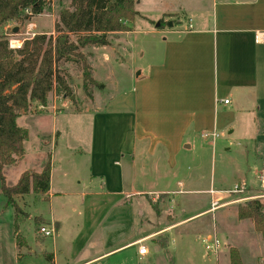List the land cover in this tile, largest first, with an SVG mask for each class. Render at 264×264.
Returning a JSON list of instances; mask_svg holds the SVG:
<instances>
[{"label": "crops", "instance_id": "obj_1", "mask_svg": "<svg viewBox=\"0 0 264 264\" xmlns=\"http://www.w3.org/2000/svg\"><path fill=\"white\" fill-rule=\"evenodd\" d=\"M197 6L201 9L192 14L190 22L179 19L165 32L159 60L151 62L146 72L132 76L129 94L117 100L121 107H116L120 111L114 116L115 131L110 133L105 126L102 132L107 146H94L95 134L90 140L93 147L81 151L90 166L88 178L77 181L80 191H55L50 155V191L31 198L47 206L32 217L40 219L41 226L54 228L56 234L48 245L49 237L41 235L37 240L38 231L30 228L35 244H28L24 237L22 246L14 234L12 263L128 264L126 253L145 258L149 248L140 255V246L147 242L167 246L169 234L199 215L235 207L236 221H247L239 220L237 207L250 200L246 198L261 194L262 188L247 179L252 168L246 156L254 152L253 165L262 164L264 170V158H260L264 156V0H210L206 6L202 2ZM59 100L66 101L50 93L44 109L56 110ZM34 106L41 105L34 101ZM241 112L250 113L254 127L252 134L242 131L236 143L245 159L236 172L241 183L235 186H245L246 191L207 190L214 197L219 195L211 197L210 207L171 222L164 206L173 208L178 193L197 192L188 188L193 176L187 178L184 172L181 177V172L190 165L199 171L204 150L216 145L218 137L205 139L203 134L219 136L227 129L234 136L236 129L243 130L237 124ZM11 169L15 168H8L6 175ZM214 201L218 207L212 211ZM75 213L78 221L72 220ZM213 235H219L215 226ZM160 237L168 239L164 245Z\"/></svg>", "mask_w": 264, "mask_h": 264}, {"label": "rangeland", "instance_id": "obj_2", "mask_svg": "<svg viewBox=\"0 0 264 264\" xmlns=\"http://www.w3.org/2000/svg\"><path fill=\"white\" fill-rule=\"evenodd\" d=\"M48 2L47 9L40 16L31 17L25 22H9L0 29V32L6 34L14 46H22L26 38H32L40 32L46 33L52 30L53 34V18L57 20L60 10L68 7L70 0H48ZM200 2L204 6L210 4V0H136L138 15L131 24V32L111 37V46L85 50L93 77L97 82V85L91 88L93 100H90L83 90L81 66L67 64L66 68L72 76L73 96L64 98L66 101L59 100L56 103V110L30 107L29 111L18 119V126L28 130L29 138L24 143L25 158L7 174L8 185L16 184L20 174L25 171L38 172L41 164L47 160L48 155H51L52 166L54 165L52 182L55 191L68 193L80 191L77 181L88 178V166H90V163H87L88 157L81 151L93 147L90 140L95 134L94 146L101 149L107 146L105 140H102V132L105 126L108 132L115 131L114 116L119 115L118 111H120L116 107H121L117 100L129 94L132 76L136 77L139 73L146 72L151 62L159 60L163 40L167 36L165 32L179 19L186 24L190 22L192 14L201 9L197 6ZM98 109L101 111L98 112ZM87 110L89 112H86ZM251 119L250 113L241 112L237 124L243 127V130L236 129L234 136H229L230 130L227 129L220 133L215 147L209 145V148L204 150V160L199 171L195 166L190 165L181 172V177L184 172L187 178L189 175L193 176L188 188L197 192L178 193L175 196L177 204H173V208L164 206L168 209V220L171 222L184 220L210 207L211 197L218 198L219 195L214 197L213 192L211 194L207 190L224 188L233 190L235 184L241 183L236 172L239 163L245 157L239 154L236 143L242 131L246 135L253 133ZM56 143H58L57 147ZM253 153L246 156L252 168L247 179L258 187L260 184L256 176L263 169V165H253L256 162ZM200 175L202 179H194ZM87 182L88 188H92L89 180ZM176 189L179 190L178 187ZM228 195L230 193L225 196ZM25 198L15 201L20 210L16 213L0 188V264H14L12 263L14 252L12 230L16 221L19 222L20 233L27 243L35 244L33 230L36 229V225L41 226L42 222L40 223L38 218L34 220L32 216L36 210L46 207L47 204L31 199L34 198L33 194ZM261 200L264 202V199ZM156 205L162 206L159 201ZM71 217L73 221H78L77 213ZM236 219L235 207L199 215L182 223L169 234L167 246L145 243V247L149 248V254L145 258L136 259L129 251L126 253L127 263L229 264V250L238 247L244 264H264L262 237L255 231L253 222L247 220L239 223ZM163 222L160 221V224ZM214 226L217 227L218 238L222 243L216 255L207 252L201 241L204 236L214 234ZM36 235L37 240H41L43 235L39 231ZM167 240L160 237V244L164 245ZM49 242L51 238L46 239V244Z\"/></svg>", "mask_w": 264, "mask_h": 264}, {"label": "trees", "instance_id": "obj_3", "mask_svg": "<svg viewBox=\"0 0 264 264\" xmlns=\"http://www.w3.org/2000/svg\"><path fill=\"white\" fill-rule=\"evenodd\" d=\"M48 4V0H0V29L9 22H25L43 14ZM137 15L136 0H70L59 12L54 34H36L26 38L21 47L12 48L10 38L0 32V188L16 213L20 211L16 197L48 195L51 175L48 155L38 172L25 171L16 184L8 185L6 171L25 158L24 143L29 138L17 119L34 101L46 106L50 93L58 98L73 96L67 64L81 66L83 90L93 100L91 88L97 82L85 50L111 46L115 34L132 31ZM237 208L238 218L251 220L261 235L264 253V202L251 199ZM40 227L36 225L39 233ZM14 234L19 246L26 244L17 221ZM229 264H244L236 247L229 250Z\"/></svg>", "mask_w": 264, "mask_h": 264}, {"label": "built area", "instance_id": "obj_4", "mask_svg": "<svg viewBox=\"0 0 264 264\" xmlns=\"http://www.w3.org/2000/svg\"><path fill=\"white\" fill-rule=\"evenodd\" d=\"M189 28H192V25H189ZM257 40L260 41V36H257ZM10 45L12 48L14 47H21V46H14L12 45V42H10ZM225 103H229L228 100L225 101ZM39 109H44V106H40ZM203 138L207 139L210 137L216 138L218 137L216 132H212L210 133H204ZM258 180L260 182V186L262 188V193L257 195V196H252L251 198H246V199H264V170L261 171L259 173L258 176ZM246 191V187L245 186H235L234 190L232 191V193H244ZM218 207V203L214 201V203L212 204V211H214L216 208ZM40 233L44 236V237H49V238H53L56 234V230L52 227H47V226H41L40 227ZM202 244L204 245V248L207 252H211L213 254H218L219 250L221 248V241L219 240V238L216 235H208L202 238ZM147 253V249L144 246H140L139 248V254L140 255H145Z\"/></svg>", "mask_w": 264, "mask_h": 264}]
</instances>
